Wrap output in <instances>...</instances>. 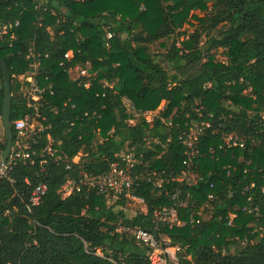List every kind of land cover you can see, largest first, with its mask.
Returning a JSON list of instances; mask_svg holds the SVG:
<instances>
[{"label":"trees","instance_id":"obj_1","mask_svg":"<svg viewBox=\"0 0 264 264\" xmlns=\"http://www.w3.org/2000/svg\"><path fill=\"white\" fill-rule=\"evenodd\" d=\"M193 11L206 15L179 40ZM7 24L12 29L0 37V58L10 78L13 141L14 122L25 116L42 129L25 137L33 164L18 159L0 176V264H111L87 254L85 245L109 248L123 264H147L140 249L112 233L118 224L150 231L153 210L167 204L164 195L141 182L134 193L144 199L146 211L127 219L92 192L63 199L59 190L67 178L106 172L126 146L142 154L149 169L179 172L177 137L186 130V115L197 119L195 109L211 122L201 137L206 156L195 168L202 180L183 189V196L192 195L180 214L185 225L166 234L172 244L187 248V264H264V0H0V28ZM157 42L163 52L154 54L149 46ZM29 48L42 55L39 84L51 86L37 110L23 98L27 83L19 79L30 72ZM218 49L225 62L217 61ZM68 51L70 60L64 58ZM76 63H89L95 80H72L66 70ZM101 81H115L113 89ZM123 97L141 113L163 103L159 116L173 125L157 119L150 126L139 119L128 126ZM3 105L0 71V118ZM220 132L240 137L244 146L216 150L211 159L207 151L217 149ZM144 139L158 144L147 148ZM4 149L0 141V154ZM210 182L218 200L205 208ZM38 184L46 193L30 206ZM247 195L258 216L238 210ZM231 212L237 216L228 226Z\"/></svg>","mask_w":264,"mask_h":264},{"label":"built area","instance_id":"obj_2","mask_svg":"<svg viewBox=\"0 0 264 264\" xmlns=\"http://www.w3.org/2000/svg\"><path fill=\"white\" fill-rule=\"evenodd\" d=\"M14 27L18 26L16 22ZM12 29L11 24L4 25L0 28V37L7 35ZM111 36L107 34V38ZM15 35L11 33L9 40H14ZM47 56L45 55L44 58ZM72 52L68 51L64 58L70 60ZM42 55L35 52L33 48L28 49L27 59L30 60L29 75L24 78L20 76V80H24L27 84H24L27 94L23 93L22 96L27 100L28 106L33 109H38L40 102L43 99V95L50 91L49 86H41L37 80L38 68L40 66ZM74 69L78 73L79 78H87L95 80V72H91L90 64L76 63L73 67L66 70L69 74L70 70ZM72 79V80H76ZM90 82L85 84V87L90 86ZM114 82L101 81L102 87H106L110 90L113 89ZM121 104L124 113L127 115L126 123L128 126H134L139 119L145 121L146 124L152 125L157 119L165 124L166 127H171L173 122L170 119H162L159 116V112L163 109L156 111L139 112L135 109L133 104L125 97L121 99ZM201 109H195L197 119H190L188 115L185 118L188 120L184 124V130L178 137V143L182 148L181 169L179 172L174 171L165 172L164 170L157 171L147 168V165H143L141 160L142 154H138L134 147L126 146L117 155L116 160L110 164L108 170L98 175L82 174L77 178H67L65 183L61 186L59 194L61 197L67 198L75 193H89L92 192L96 196L102 197L105 200V204L108 207H114V209H121L126 212L131 207H134V214L137 212L143 213L146 211V203L143 198L137 196L134 192L139 187L141 182H146L158 195H164L167 198V204L158 206L153 210L151 217L152 229L150 231L142 229L138 226H129L125 224H118L113 235H117L119 238H124L130 241L133 246L142 251V256L145 258L147 264H187L191 262V255L187 252V248H181L178 244H172L171 239L166 234V231H170L174 228H181L185 225V222L180 218V214L186 208L187 204L191 201L192 195L187 191L184 195V188H190L197 186L202 178L196 173L195 168L198 163L206 156L201 151V137L205 135L208 130H211V122L209 120H203ZM37 118L39 114H35ZM30 116L14 122V129L17 132L16 138L13 141L11 147V153L7 163L0 170V176H4L5 172L11 167V165L18 159L28 161L33 164L32 153L26 152L25 137L31 133H37L42 128L40 125H33L29 127ZM33 120V119H31ZM178 126V124H176ZM211 133H214L211 131ZM220 143L217 145V149L210 147L208 149V155L213 159L216 150L226 153V151L233 148H242L244 141L231 133L220 132ZM144 146L151 148V144L157 145V139H144ZM166 146L162 145V148ZM47 153H51L50 148H46ZM241 159V158H240ZM66 169H69L67 166ZM225 171V175H230V166H222ZM246 172V170L244 171ZM210 171L208 174H211ZM173 185L168 190L166 186ZM254 184H251L250 188H253ZM245 191H249V188L245 187ZM46 193V186L44 184L36 185L31 191L29 198L30 206H37L40 204L42 197ZM218 200V196L215 192V184L210 182L208 184V193L205 196L203 207L211 208ZM252 196H246V204L241 208H238L240 212L245 214H252L258 216V208L252 206ZM123 202V204H121ZM199 214V213H198ZM134 215V216H135ZM236 213L231 212L227 217L228 226L233 225V221L236 218ZM189 221L192 222V217H189ZM85 252L95 257L105 259L111 264H123L122 256L119 255L117 261L113 258V253L109 248H88L85 245Z\"/></svg>","mask_w":264,"mask_h":264},{"label":"rangeland","instance_id":"obj_3","mask_svg":"<svg viewBox=\"0 0 264 264\" xmlns=\"http://www.w3.org/2000/svg\"><path fill=\"white\" fill-rule=\"evenodd\" d=\"M205 15H206L205 12L193 11L190 15L189 23L187 25L183 26V28L180 31H178L179 33H181L179 40L183 39L186 35L192 33L194 31L195 27L199 25V19H203L205 17ZM204 42H205V36L203 35L201 37L200 45H203ZM149 47H150L151 52L154 54L163 52V49L159 46L158 42L150 45ZM213 52H216L217 61L225 62L226 57L222 54L223 53L222 49H218L217 51H213ZM68 75L70 76L71 79H76L78 77V73L74 69L70 70ZM22 92L27 94L26 89L24 87H23ZM161 108H163V103L160 105L159 109H157V110L159 111ZM157 110L155 112L156 114H157ZM35 124H36V122L34 120L30 119V121L28 123L29 127H32ZM0 141L5 142L1 118H0ZM79 157H80V155H78L76 158H74L73 161L75 163H77L79 161ZM133 210H134V207H131L130 209H128V211L125 214L127 219H131L134 217L135 212ZM199 212H201V211H199ZM261 236H263V235H261Z\"/></svg>","mask_w":264,"mask_h":264},{"label":"water","instance_id":"obj_4","mask_svg":"<svg viewBox=\"0 0 264 264\" xmlns=\"http://www.w3.org/2000/svg\"><path fill=\"white\" fill-rule=\"evenodd\" d=\"M0 71L3 75V87H4V105H3V113L1 116V122L5 137V149L0 154V170H2L5 164L7 163L11 153V147L13 144V135L10 124V116H9L11 97H12L10 91V78H9L8 68L5 62L1 58H0Z\"/></svg>","mask_w":264,"mask_h":264}]
</instances>
